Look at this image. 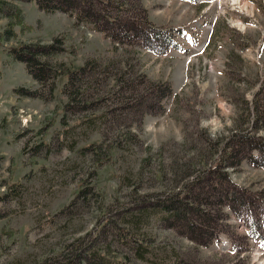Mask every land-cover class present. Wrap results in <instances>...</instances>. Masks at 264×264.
Listing matches in <instances>:
<instances>
[{"label":"rangeland","instance_id":"374dc122","mask_svg":"<svg viewBox=\"0 0 264 264\" xmlns=\"http://www.w3.org/2000/svg\"><path fill=\"white\" fill-rule=\"evenodd\" d=\"M6 1L11 6L0 8V264L65 262L67 246L97 234L107 217L100 248L110 246L116 263L264 264L262 152L225 169L249 193L256 214L226 205L220 217L213 205L192 232L184 223H163L159 211L138 226L130 219L141 196L163 198L197 173H206L200 190L206 184L203 193L216 199L226 183L207 187L208 172L234 162L219 158L231 135L244 131L264 140V0H240L234 9L232 0H129V8L141 5L151 25L164 30V53L115 43L91 24L75 25L66 12L40 9L36 0ZM10 20L14 34L7 38ZM58 35L66 50L52 60L64 70L45 98L50 85L11 52ZM91 58L116 61L126 85L93 83L79 111L64 88L67 72ZM166 84L173 94L159 100ZM255 217L263 223L259 237ZM116 225L149 238L144 257L131 240L115 237Z\"/></svg>","mask_w":264,"mask_h":264},{"label":"trees","instance_id":"16d2710c","mask_svg":"<svg viewBox=\"0 0 264 264\" xmlns=\"http://www.w3.org/2000/svg\"><path fill=\"white\" fill-rule=\"evenodd\" d=\"M30 1V0H20ZM129 0H36L40 9L46 12H66L75 18V25L81 23L91 24L96 31L102 32L109 37L115 43L121 44H135L140 45L147 50H156L160 53H164L168 49V45H163L162 34L164 30L151 25L147 10L141 5H134L133 8H129ZM0 8H4L5 5H10L9 1H3ZM19 15V22H22L19 10L16 8ZM9 16V14H7ZM14 20L9 21V27L5 31L7 38L13 36ZM65 39L60 35L55 36L49 43L30 42L22 43L12 49V55L17 59L23 61L26 70L38 81L44 84H49V95L45 98H51L55 83L53 79L64 70L61 68L62 64L55 65L56 61L52 60V57L65 51ZM116 61L101 62L99 59L91 58L87 59L85 64L78 70H69L67 72V82L65 83V91L69 94V101L75 102L76 110H83L89 102L87 98V92L93 83H98L102 80L106 85L111 84L113 81L114 86L123 84L126 85L125 74H122L121 69L117 66ZM91 66L94 67V71H91ZM93 73L95 75L93 80ZM124 82V83H123ZM112 83V84H113ZM155 85V83H153ZM165 93L161 91L163 96L159 97V100L168 98L172 95V89L169 84L164 85ZM25 90V89H24ZM23 90L20 94L36 95L39 93L28 92ZM124 97V94H122ZM130 99L132 97H125ZM146 99V98H145ZM155 102V105H161L160 101ZM69 107V103H68ZM128 136L131 135V131H128ZM254 135L248 134L244 131H236L231 135V141L224 148L223 156L220 155L221 160L235 159L234 162L217 164L213 169L208 172L210 175L207 181L210 179V184L207 187L212 189L217 188L219 183L223 186L218 193L222 195L216 199L209 198V196L203 193L206 184L203 189L200 187L205 181L206 173H197L191 178H188L182 186H177L178 190L170 191L168 194L162 197H153L145 195L141 196V199L137 201V207L130 212V219L138 226L145 218H149L150 214L154 211L162 213L160 220L163 223H170L173 227H180L181 223L187 224L189 231H196L197 220L200 217H206L211 211L210 208L215 205L217 211L221 213L225 209L226 205H229L235 211H241L246 213H252L256 211L254 205L250 201L249 193L238 187L230 180L229 173L225 171L229 166H237L242 159L252 158L253 152L258 151L263 153L264 157V140ZM39 143L38 145H40ZM44 145V143L42 142ZM232 148V149H231ZM211 179H215L212 181ZM199 187V188H198ZM186 191L183 193V190ZM206 189V188H205ZM84 193L81 189L79 195ZM237 195L242 196L243 200L240 201L244 206L242 208L236 207ZM148 198V199H146ZM235 204V205H234ZM263 223L255 221L253 223V229L258 237L261 236L259 230L262 228ZM109 225V219L101 226L97 234H89L83 236L81 239H76L74 242L67 246L68 250L62 252L61 256L65 262L59 264H121V261L116 263L110 256V246L108 249H101V233L106 232ZM185 227V226H184ZM114 235L121 242L124 240H131L133 244L132 248L140 255L144 257L146 255L145 248L147 246L148 237L144 238L135 231H132L126 225L114 226ZM253 232V231H252ZM210 234V233H209ZM263 236V235H262ZM194 240H198L199 243H208L210 240L202 241L196 237H192ZM125 242V241H124ZM123 242V243H124ZM146 242V243H144ZM127 245V244H126ZM107 244L105 245V247ZM109 252V253H108ZM47 262V259L44 261Z\"/></svg>","mask_w":264,"mask_h":264},{"label":"bare ground","instance_id":"6f19581e","mask_svg":"<svg viewBox=\"0 0 264 264\" xmlns=\"http://www.w3.org/2000/svg\"><path fill=\"white\" fill-rule=\"evenodd\" d=\"M232 3H233V5H232ZM232 3H231V5H232V8L234 9L233 6L238 5V4L240 3V0H232ZM238 7H240V6H238ZM235 8H236V7H235ZM241 9H242V8H241ZM235 24L238 25V26H240V27L242 26V25H241V22H238V21H236V20H235ZM241 28H243V27H241Z\"/></svg>","mask_w":264,"mask_h":264}]
</instances>
